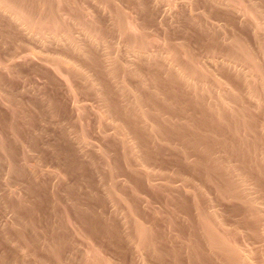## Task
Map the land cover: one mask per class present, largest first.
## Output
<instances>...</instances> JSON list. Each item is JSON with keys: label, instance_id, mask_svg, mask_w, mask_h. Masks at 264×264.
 <instances>
[{"label": "rangeland", "instance_id": "1", "mask_svg": "<svg viewBox=\"0 0 264 264\" xmlns=\"http://www.w3.org/2000/svg\"><path fill=\"white\" fill-rule=\"evenodd\" d=\"M0 1V264H264V0Z\"/></svg>", "mask_w": 264, "mask_h": 264}, {"label": "bare ground", "instance_id": "2", "mask_svg": "<svg viewBox=\"0 0 264 264\" xmlns=\"http://www.w3.org/2000/svg\"><path fill=\"white\" fill-rule=\"evenodd\" d=\"M6 2V1H5ZM0 3H1V5L0 6H2L3 5V3L0 1ZM15 4V3H14ZM11 6V5H10ZM4 7V6H3ZM6 7H8V5L6 4ZM12 7V6H11ZM9 9V8H8ZM5 11V10H4ZM7 11V10H6ZM11 11V10H10ZM12 11H13V9H12ZM14 11H16V10H14ZM13 11V12H14ZM16 14L18 15V13H17V11H16ZM20 15V14H19ZM15 16V15H14ZM21 16V15H20ZM18 17V16H17ZM23 17V16H22ZM24 19V18H23ZM5 34V33H4ZM246 60L247 61H249L250 63H252V61H251V59H250V57H248V56H246ZM255 70H258L257 68H255ZM135 112H137V111H135ZM140 112V111H139ZM138 112V113H139ZM145 114V113H144ZM135 117V116H134ZM202 122V121H201ZM133 123V122H132ZM158 134V133H157ZM196 141V140H195ZM203 141V140H202ZM196 143V142H195ZM244 143V142H243ZM201 144V143H200ZM204 144V143H203ZM258 144V143H257ZM205 145V144H204ZM245 145H247V144H244L243 146H245ZM250 145V144H249ZM248 145V146H249ZM201 145H199V143H198V146L197 147H200ZM211 146V145H210ZM250 146H252V145H250ZM249 146V147H250ZM254 146H256V145H253V147ZM204 147V146H203ZM206 147V146H205ZM201 148V147H200ZM202 149H204V148H202ZM211 149V148H210ZM245 149H249V148H245ZM251 149V148H250ZM255 149L257 150V153H258V147H255ZM259 149H261V148H259ZM262 149H263V147H262ZM204 150H206V148L204 149ZM254 151V149H251V151ZM250 151V150H249ZM250 151V152H251ZM206 152H208V151H206ZM211 152V151H210ZM209 152V153H210ZM213 152V151H212ZM211 152V153H212ZM262 152H264L263 150H262ZM256 153V154H257ZM260 153H261V150H260ZM251 154H252V152H251ZM259 154V153H258ZM252 155H255V153H253ZM263 155V156H262ZM256 156V155H255ZM261 156L264 158V153H262L261 154ZM264 160V159H263ZM263 160H262V162H263ZM210 162V161H209ZM215 161H213V163H214ZM211 163V162H210ZM218 166V165H217ZM216 168V167H215ZM218 170H219V168H217ZM229 188V187H228ZM229 190V189H228ZM230 191V190H229ZM230 193V192H229ZM235 193V192H234ZM230 194H233V191L230 193ZM236 194V193H235ZM231 196V195H230ZM232 196H234V195H232ZM231 196V197H232ZM236 197V196H235ZM233 198V197H232ZM237 198V197H236ZM239 198V197H238ZM240 199H242V197L240 198ZM239 199V200H240ZM244 201L245 200H247V198L246 199H243ZM242 200V201H243ZM247 201H249L250 202V200H247ZM240 202H241V200H240ZM248 202V203H249ZM250 211V210H249ZM251 212V211H250ZM264 213V212H263ZM82 216V215H81ZM104 217V216H103ZM92 219V218H91ZM136 224V223H135ZM134 224V225H135ZM138 224H140V223H138ZM136 225L135 227V229H136V232H137V234L135 235V237H133V238H135L134 239V241L136 240L137 241V243L138 244H136L135 246H138V248H144V251H146V250H152L153 251V254L154 253H156L157 255L156 256H158V254H159V252H160V250H159V248H157L156 246H155V243H154V239H151L152 237H153V235H152V237L150 238L149 237V235L150 234H148V230H149V228H148V230L146 231L145 229H144V225H143V227L141 226V225ZM133 226V225H132ZM131 226V227H132ZM31 227V226H30ZM115 227H116V225H115ZM150 227V226H149ZM100 228H103V226L102 227H100ZM109 228V227H108ZM117 228V227H116ZM128 228V227H127ZM133 228H134V226H133ZM104 229H107V228H104ZM112 229H114L113 227H112ZM119 229V228H118ZM132 229V228H131ZM135 229H134V231H135ZM126 230V229H125ZM153 230V229H152ZM103 231V230H102ZM101 231V232H102ZM105 231V230H104ZM107 231V230H106ZM132 231H133V229H132ZM214 231V229L213 228H211V227H209L208 228V232H207V234L205 235V237L209 240V241H211L214 237H215V233L213 232ZM59 232V231H58ZM118 232V231H117ZM130 232H131V230H130ZM129 232V233H130ZM156 232V231H155ZM110 233H111V231H110ZM131 233H133V235H134V232H131ZM151 233H154L153 231L151 232ZM102 234H104V233H101L100 235H102ZM105 234H107L106 232H105ZM108 234H109V232H108ZM120 234V233H119ZM60 235V234H59ZM112 235V234H111ZM111 235L109 236V237H111ZM115 235V234H114ZM118 235V234H117ZM116 235V237H118ZM155 235V234H154ZM104 236V235H103ZM129 236V235H128ZM130 236H132V235H130ZM129 236V237H130ZM151 236V235H150ZM1 237V236H0ZM102 237V236H101ZM106 237V236H105ZM262 239V238H261ZM6 240V239H5ZM131 240V239H130ZM263 240V239H262ZM156 242V241H155ZM212 243V242H211ZM119 244V243H118ZM143 246V247H142ZM115 247V246H114ZM145 247H147L146 248V250H145ZM138 248H137V250H138ZM135 249H136V247H135ZM210 249L214 252V253H224L225 254V257L227 258V264H234V261H235V255H234V253L228 248V246L227 245H225L224 243H213L211 246H210ZM151 251V252H152ZM136 252H138V251H136ZM147 252V251H146ZM150 252V251H149ZM150 252V253H151ZM57 253V252H56ZM133 253H135V251L133 252ZM136 254V253H135ZM144 254V253H143ZM148 254V253H147ZM146 254V255H147ZM145 255V254H144ZM145 255V256H146ZM150 255H152V254H150ZM212 255V254H211ZM153 256V255H152ZM151 256V257H152ZM134 257V256H133ZM63 258V257H62ZM138 258H140V257H137V259ZM153 258V257H152ZM54 259V258H53ZM131 259H133V258H131ZM56 260V259H55ZM61 260V259H60ZM99 260V259H98ZM141 260V259H140ZM134 261V260H133ZM132 261V262H133ZM137 261H139V260H136V262ZM98 262V261H97ZM97 262L95 263V264H97ZM103 262H105V261H103ZM102 262V263H103ZM123 262V261H122ZM121 262V263H122ZM130 262V261H129ZM132 262H130V263H132ZM136 262H134V263H136ZM140 262L141 261H139V263H137V264H140ZM42 264V263H41ZM93 264V263H92ZM105 264V263H104ZM123 264V263H122ZM125 264V263H124ZM127 264V263H126ZM142 264V263H141ZM149 264V263H148ZM151 264V263H150Z\"/></svg>", "mask_w": 264, "mask_h": 264}]
</instances>
